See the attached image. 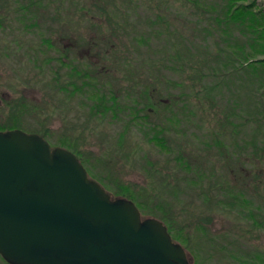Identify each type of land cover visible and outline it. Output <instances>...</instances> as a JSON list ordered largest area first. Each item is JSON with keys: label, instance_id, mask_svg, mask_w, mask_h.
I'll return each instance as SVG.
<instances>
[{"label": "rangeland", "instance_id": "1", "mask_svg": "<svg viewBox=\"0 0 264 264\" xmlns=\"http://www.w3.org/2000/svg\"><path fill=\"white\" fill-rule=\"evenodd\" d=\"M192 2L111 0L107 20L96 0H0V128L22 97L20 129L76 147L192 264H264V67L233 69L236 30L205 32L214 3Z\"/></svg>", "mask_w": 264, "mask_h": 264}, {"label": "water", "instance_id": "2", "mask_svg": "<svg viewBox=\"0 0 264 264\" xmlns=\"http://www.w3.org/2000/svg\"><path fill=\"white\" fill-rule=\"evenodd\" d=\"M264 4V0H261ZM76 154L0 129V254L14 264H189L129 198L110 197Z\"/></svg>", "mask_w": 264, "mask_h": 264}, {"label": "trees", "instance_id": "3", "mask_svg": "<svg viewBox=\"0 0 264 264\" xmlns=\"http://www.w3.org/2000/svg\"><path fill=\"white\" fill-rule=\"evenodd\" d=\"M199 1H201L203 5L208 3L210 4L213 1L215 9L218 8L216 13H213L215 12L213 6L212 8L214 10H212L208 14L205 13V10L202 11L201 9V11H199L200 12V15L198 16L199 22H203L204 20L205 22H203V24L210 26V28L209 27L205 28V32H209V30L212 29V31H217L220 34L221 31L224 32L229 31L231 30L230 27H232L233 29L236 30L237 34L229 33L228 35L225 36V38L220 39V44L224 42L225 44L224 47H226V45L232 47V50L229 52L231 58L234 56L239 57L241 59L240 66L250 67L251 64H255L264 67L263 66L264 57L257 58L255 57L254 54L255 52L264 53V4L262 3V1L261 0H199ZM199 1L193 0L194 3L193 2L192 3L197 4V2ZM102 2H103L102 0H96V6H97L96 9L99 10L100 15L108 16L109 18L107 20H109L110 18L117 19L116 18L117 8L115 5L114 6L110 5L111 0H107L108 5L105 7L103 6ZM254 7H257V10H253ZM197 8L198 7H195V10ZM105 10L107 11V14H105L106 12ZM206 18H209V20L206 21ZM67 48L68 47H64L63 51L66 50ZM217 54L220 55L219 53ZM232 61H233V65L231 64L232 68L236 69L237 67L234 66L236 60H233L232 58ZM217 83L219 82H216L215 84ZM57 86H56L57 89H62V90L63 89L67 90V87L71 86L73 91H80L79 86H77V84H75L73 81H66L64 85L59 84ZM263 86H264L263 83H261L259 85V88H262ZM256 91L257 89L255 88V92ZM92 93L93 92H91V95ZM97 97L100 99L99 103H101V105H104L107 111H111L114 109V102L113 101L111 102L109 101V98H106L109 97L108 95L101 93ZM103 98L106 99L108 103H104V102L102 103ZM21 99L22 97L18 99V102L16 104L11 105L12 114L10 115L12 116V118L5 123L4 127L0 128L1 130L21 128L18 127L20 122L19 115H22L18 112L20 111L18 105L23 104V102H20ZM36 132L41 134L44 138L45 137L47 138V135L45 134L44 131L37 129ZM158 142L160 143V145L163 144L162 141H158ZM56 144L58 145V143ZM60 144H62L66 148H69L71 151H73L76 154L80 162L86 168L88 175L92 177L90 175L91 173L89 167L85 165L76 147L69 146L66 143H62V142ZM123 195L126 196V198H131L129 197L131 195L128 193L127 194L124 193Z\"/></svg>", "mask_w": 264, "mask_h": 264}, {"label": "flooded vegetation", "instance_id": "4", "mask_svg": "<svg viewBox=\"0 0 264 264\" xmlns=\"http://www.w3.org/2000/svg\"><path fill=\"white\" fill-rule=\"evenodd\" d=\"M110 195H111V194H110ZM110 197L115 198V197H123V196H110ZM125 198H126V197H125ZM139 212H140V218H141V219H143V218H145V217H154V216H151V215H149V214L144 213V212L141 211L140 209H139ZM155 218H157V217H155ZM157 219H159V218H157ZM159 220H160V221L166 226L167 231H168V233L170 234L171 239H172L174 242H178V243H180L179 241H177V240L175 239L174 235L171 234V232H170V230L168 229L167 225H166L161 219H159ZM180 244H181V243H180ZM181 245H182V244H181ZM182 247L184 248V250H185V252H186V256H187V259H188L189 264H192V257H191L190 252L187 251V249L185 248V246L182 245ZM0 264H14V263H11V262L7 261V260H6L5 258H3L2 255L0 254Z\"/></svg>", "mask_w": 264, "mask_h": 264}]
</instances>
